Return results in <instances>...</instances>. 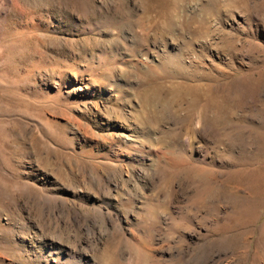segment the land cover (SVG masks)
<instances>
[{
  "label": "rangeland",
  "instance_id": "374dc122",
  "mask_svg": "<svg viewBox=\"0 0 264 264\" xmlns=\"http://www.w3.org/2000/svg\"><path fill=\"white\" fill-rule=\"evenodd\" d=\"M0 264H264V0H0Z\"/></svg>",
  "mask_w": 264,
  "mask_h": 264
},
{
  "label": "bare ground",
  "instance_id": "6f19581e",
  "mask_svg": "<svg viewBox=\"0 0 264 264\" xmlns=\"http://www.w3.org/2000/svg\"><path fill=\"white\" fill-rule=\"evenodd\" d=\"M165 53V56L163 54L160 57V68H162L163 71H175L176 66H180V58L175 54H171L170 52Z\"/></svg>",
  "mask_w": 264,
  "mask_h": 264
}]
</instances>
